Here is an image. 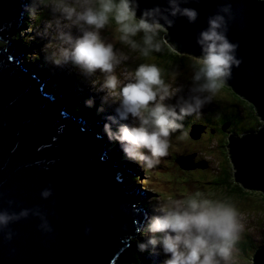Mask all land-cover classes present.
<instances>
[{"label":"water","instance_id":"obj_1","mask_svg":"<svg viewBox=\"0 0 264 264\" xmlns=\"http://www.w3.org/2000/svg\"><path fill=\"white\" fill-rule=\"evenodd\" d=\"M136 2L138 17L144 9L168 7L167 0ZM225 5L233 14L226 35L238 44L241 61L225 86L264 122V1L186 0L181 7L195 9L198 17L194 23L170 17L175 22L166 29V42L175 52L201 57L198 33ZM24 8L25 0H0V40L7 43L13 36ZM16 57L9 43L0 47V210L38 209L51 231L42 230L40 217L31 212L11 223L0 231V264H111L146 223L135 207L133 183L126 182L119 154H110L108 141L97 138L99 128L83 127L82 118L69 113L67 104L45 89L47 82ZM190 130L197 140L205 127ZM228 149L235 182L264 193V129L230 135ZM194 157H179L176 164L185 171L203 170L205 164ZM45 189L52 193L47 198L41 196ZM252 261L264 264V247Z\"/></svg>","mask_w":264,"mask_h":264},{"label":"clouds","instance_id":"obj_2","mask_svg":"<svg viewBox=\"0 0 264 264\" xmlns=\"http://www.w3.org/2000/svg\"><path fill=\"white\" fill-rule=\"evenodd\" d=\"M185 2L167 0V8L144 9L139 17L136 0H49L44 5L55 17L46 24L44 35L54 34L56 45L45 55V61L54 67L72 64L85 77L102 74V82L92 81V86L99 84L96 90L103 93L102 104L115 105V115L106 118L103 132L110 142L120 145L126 159L148 169L168 155L170 137L183 127L184 118L198 114L211 103L231 79L232 68L241 63L235 54L238 44L230 42L226 35L232 9L230 5L219 8L207 18V28L198 33L196 43L201 57L196 61L186 96L183 86L166 82L154 63H140L133 71L125 69L123 79L118 77L116 69L130 57L117 51L101 33L114 21L113 32L119 33V42L148 57L162 50V41L157 37L174 25L170 17L196 21L195 9L181 7ZM40 4L41 0H34L26 10L34 15ZM73 29L78 34L74 35ZM140 34L138 41L135 37ZM172 100L175 103H169ZM85 104L92 107L93 101L89 99ZM51 194L50 189H45L41 196ZM152 211L154 215L144 225V238L137 244L140 251L164 254L167 258L162 264H237L236 244L245 225L243 215L232 203L196 192L182 199L169 196L154 205ZM30 212L40 217L42 230L51 231L38 209L18 213L0 210V231ZM11 236L9 231L7 238Z\"/></svg>","mask_w":264,"mask_h":264},{"label":"rangeland","instance_id":"obj_3","mask_svg":"<svg viewBox=\"0 0 264 264\" xmlns=\"http://www.w3.org/2000/svg\"><path fill=\"white\" fill-rule=\"evenodd\" d=\"M33 2L34 0H25V7L27 4L29 7ZM45 8L47 7L40 4L34 15H30L26 10L25 15H23L25 16L23 25L13 36H10V40L7 43H9L14 55L19 56L20 63L25 68H31L33 73L37 75L35 76L37 79H43L47 82L46 85L48 84L50 87L49 91L54 98H61V101L67 104L66 109L69 113H76L74 108L82 105L84 110L79 114L76 113V115L85 122L86 129L91 130L95 127L100 129L101 125L107 122L106 118L108 116L115 115V105L110 107L107 104H102L100 98L103 94L96 90L99 84L96 87L92 86V81L102 82L103 76L100 73H96L91 77H85L72 64L54 67L45 61V55L56 46L54 34L44 35L46 24L55 18L51 10L48 8L46 12L44 11ZM44 12H46L45 16H43ZM113 26L114 21L102 31L101 35L108 42L113 43L117 51H122L130 57L127 62L116 69L118 77L123 79L122 72L125 69L133 71L140 63H154L162 70V77L166 82L172 83L174 86H183V95H187L189 85L186 87L185 84H192L191 78L198 58L186 55L188 57L185 56V58H188V62H184V66L171 67L166 70L162 64L163 61H159L158 58L151 57L152 55L142 57L139 53L132 52L127 46L121 44L118 40L119 33L113 32ZM162 31L166 32V30ZM73 34H78L75 29H73ZM140 35L142 36V34ZM140 35L135 37V39H138ZM21 42H25V45L23 46ZM35 43L38 44L35 45ZM39 43H42L41 49ZM4 44V41H0V47H3ZM41 64H45L48 75H43L44 73L47 74V71L46 69L44 71L40 70ZM37 68L39 69L37 70ZM89 99L93 101L92 107H87L85 104V101ZM214 99L223 108L229 103H236L227 88H222ZM169 103H175V100L169 101ZM101 108L103 111H98ZM203 110L198 114L184 118L182 121L183 127L173 132L170 137L168 155L161 158L159 164L151 169L126 159L120 145L116 142H110L105 136L104 139L108 141L106 147L110 154H119L118 164H121L127 171L123 175L133 174V176L128 178V183H133L137 200L135 207L146 215V223L147 219L154 215L153 206L160 201L166 200L169 196L182 199L200 192L206 198L227 200L235 205L237 210L243 215L245 225L236 245L237 264H252L255 252L259 248L264 247V193L245 189L235 182L233 164L230 160L228 162L227 159V156H229L227 147L230 135H240L246 129H255L256 131L261 121L248 109L242 110L236 106H231L225 111L220 108V112L218 111L220 115L217 118L211 116L210 124H205L202 119L197 118V115L201 118ZM223 115L231 122L233 121L232 124H229L230 126L225 129V133L213 132L214 135H212L210 128H214L213 125L220 122ZM192 124L206 125L205 131L201 132L197 140H192L189 137L191 130L189 132L188 130ZM113 128H115V125H113ZM207 129L208 131H206ZM102 134H104L103 129ZM189 155H194V162H202L205 164V168L191 171L180 169L176 164V160L179 157ZM131 178L135 180L132 181ZM144 235V227L142 226L136 231L135 237L128 238L127 246L123 247L116 258L118 260L113 264H162L167 258L164 254H154L151 250L142 252L138 249L137 244L142 241ZM157 252H159V249H157Z\"/></svg>","mask_w":264,"mask_h":264},{"label":"trees","instance_id":"obj_4","mask_svg":"<svg viewBox=\"0 0 264 264\" xmlns=\"http://www.w3.org/2000/svg\"><path fill=\"white\" fill-rule=\"evenodd\" d=\"M262 1V0H261ZM49 2V0H41V5L43 6V5H45V4H47ZM47 9H48V7L47 8H45V10L44 11H46L47 12ZM46 12H44V14H43V16H45L46 15ZM27 25V24H26ZM166 35H167V33L166 32H163V31H161L160 33H159V35H158V37H157V39L158 40H161L162 41V50L160 51V52H152L150 55H152L151 57H155V58H158V60L159 61H163V65H164V67H165V69L166 70H168V69H170L171 67L172 68H174V67H182V66H184V62H188V58H185V56L187 55V54H181V53H178V52H175L173 49H172V47L169 45V44H167V42H164V41H166ZM140 38H141V35H140V37L137 39L138 41L140 40ZM25 42H21V44L24 46L25 44H24ZM38 44V43H37ZM36 43H35V45H37ZM40 44V43H39ZM42 44V43H41ZM41 44H40V49H41ZM39 52H40V50H39ZM189 56H192V55H189ZM186 57H188V56H186ZM192 57H195V56H192ZM195 58H200V57H195ZM42 66H40L39 68H40V70L41 71H44L46 68V66H44L45 64H41ZM38 68V69H39ZM46 71H47V69H46ZM49 73H48V71H47V74L46 73H44L43 75H48ZM188 85H189V87L191 86V84H185V86L186 87H188ZM222 88H227V90L230 92V94H231V90L228 88V87H226L225 85L222 87ZM49 90H50V88H48ZM233 93V92H232ZM234 94V93H233ZM237 96V95H236ZM239 97V96H238ZM235 101V100H234ZM247 103V102H246ZM237 103H229V104H227V106H229L230 108H231V106H235ZM227 106H224V108L223 107H221L220 106V104H219V102L216 100V99H214L213 98V100H212V102L211 103H209V104H206L205 105V107L203 108L204 110H203V114H201V118H199V116L197 115V118L198 119H202L203 121H204V123L205 124H210V122H211V116H213L214 118H216V117H218L220 114H219V112H220V108H222V109H224V111L227 109V108H229V107H227ZM78 108V109H77ZM82 110H84L83 108H82V105H79V106H77L76 108H74V111L76 112V113H81L82 112ZM218 110H219V112H218ZM253 111H254V109H253ZM251 112V111H250ZM256 113V112H255ZM255 117H258L256 114H255ZM259 118V117H258ZM260 119V118H259ZM233 122V121H232ZM232 122L225 116V115H223L222 116V119H221V121L220 122H218V123H215L214 125L213 124H211V125H213L214 126V128H210V131H212V133L213 132H219V133H225V131H222V127H224L226 124H228V123H231L232 124ZM192 125H199V124H192ZM191 125V126H192ZM201 125H203V124H201ZM190 126V127H191ZM261 129L263 128L264 129V122H261ZM204 127H205V125H204ZM231 129V128H230ZM189 130H190V128H189ZM189 130H188V132H189ZM251 130V131H250ZM250 130H248L249 132H254L255 131V129H250ZM247 130L245 131H242L241 132V134L239 135V134H237V135H239V136H237L236 134H232L233 136H235V137H243V136H246V135H248V132ZM256 132H257V130H256ZM212 135H214V133L212 134ZM228 148V147H227ZM227 159H228V162H229V160H230V162H231V156H230V151H229V156H227ZM232 163V162H231ZM228 175H229V173H227ZM233 175H234V170H233ZM131 180L132 181H134L135 179L134 178H131ZM239 242V241H238ZM238 244V243H237ZM236 244V245H237ZM237 247V246H236Z\"/></svg>","mask_w":264,"mask_h":264},{"label":"bare ground","instance_id":"obj_5","mask_svg":"<svg viewBox=\"0 0 264 264\" xmlns=\"http://www.w3.org/2000/svg\"><path fill=\"white\" fill-rule=\"evenodd\" d=\"M261 1V0H260ZM262 1H264V0H262ZM27 7H28V4H27V6L25 7V13H26V9H27ZM25 15V14H24ZM43 18V17H42ZM25 19V16H22L21 17V20H20V24H18L19 26H17V28L15 29V33H16V31L17 30H19V28L23 25V23H24V20ZM44 28V27H43ZM42 32V31H41ZM14 34V33H13ZM12 43H14L13 41H11ZM50 43V42H49ZM46 47V46H45ZM14 57H16L15 55H14ZM18 57V56H17ZM16 57V58H17ZM18 60H19V62H21L20 61V58L18 57L17 58ZM21 65H22V63H20ZM33 73V72H32ZM39 73V72H38ZM47 87L45 86V89H46ZM101 94H103V93H101ZM219 111V110H218ZM247 112V111H246ZM230 113V112H229ZM253 114V113H252ZM234 115V114H233ZM243 115V114H242ZM187 117V116H186ZM217 118V117H216ZM248 121V120H247ZM85 125L86 124H84L83 125V127H85ZM103 125L104 124H102V126H101V128L97 131V136L99 137V138H101V139H103V141H105L106 143H107V140H105L104 138H105V134H102V129H103ZM260 125V124H259ZM249 126V125H248ZM86 128V127H85ZM242 130H244V129H242ZM247 130V129H246ZM251 131V130H250ZM108 144V143H107ZM107 144H105V149L107 150V147H106V145ZM108 151V150H107ZM163 168V167H162ZM165 171V170H164ZM174 173H175V171H174ZM130 175H125L126 177H127V180H126V182L128 183V178L130 177V176H133V174L132 173H129ZM172 177V176H171ZM212 178V177H211ZM184 183V182H183ZM200 184V183H199ZM204 186V185H203ZM173 196V195H172ZM176 196H178V195H176ZM143 227H144V225H143ZM116 260H118V259H115V261Z\"/></svg>","mask_w":264,"mask_h":264},{"label":"flooded vegetation","instance_id":"obj_6","mask_svg":"<svg viewBox=\"0 0 264 264\" xmlns=\"http://www.w3.org/2000/svg\"><path fill=\"white\" fill-rule=\"evenodd\" d=\"M231 96L233 97V99L236 101V107H238V108H241L242 110H245V109H248L249 111H251V112H253L254 113V116H255V110L253 111V107L250 105V104H248V103H246L243 99H241L240 97H238V96H236L235 94H233L232 92H231ZM258 118V117H257ZM261 122H262V120H260ZM261 122L259 123L260 125H261ZM228 124H230L231 125V123H228ZM203 125H205V124H203ZM229 125V126H230ZM260 125H258V127H261ZM206 126V125H205ZM208 127V126H207ZM206 131H208V129L206 130ZM248 131V130H247ZM249 132V131H248Z\"/></svg>","mask_w":264,"mask_h":264}]
</instances>
